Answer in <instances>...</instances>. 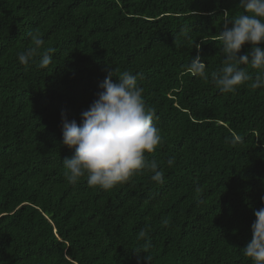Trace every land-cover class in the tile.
<instances>
[{
    "label": "trees",
    "instance_id": "trees-1",
    "mask_svg": "<svg viewBox=\"0 0 264 264\" xmlns=\"http://www.w3.org/2000/svg\"><path fill=\"white\" fill-rule=\"evenodd\" d=\"M225 11L244 13L239 0H0V264H253L242 248L264 207V88L212 81ZM35 31L41 54L53 49L46 68L18 60ZM197 55L208 80L188 72ZM110 71L136 75L155 110L162 142L146 156L163 183L64 175L61 113L79 123Z\"/></svg>",
    "mask_w": 264,
    "mask_h": 264
},
{
    "label": "clouds",
    "instance_id": "clouds-1",
    "mask_svg": "<svg viewBox=\"0 0 264 264\" xmlns=\"http://www.w3.org/2000/svg\"><path fill=\"white\" fill-rule=\"evenodd\" d=\"M239 7L244 13L234 18L229 17L228 11L224 12L223 29L219 33L223 67L211 73L212 81L222 93L234 92L246 84L251 88H264V47L260 46L264 43V0H239ZM182 32L190 40L187 28ZM28 35L33 46L18 54L19 62L28 66L39 56L37 66L46 68L52 62L50 53L53 49H44L41 54L44 41L39 32ZM246 44H251V48L241 55ZM244 66L256 70L254 78ZM188 72L209 79L205 62L199 55L193 57ZM113 76L110 71L99 85L103 90L96 94L98 98L89 108L82 111L79 123L75 119L69 120L66 111L61 113L62 144L74 149L73 155L63 160L64 175L72 184L86 176L90 187L103 190L127 182L144 170L152 173V181L163 183V171L155 160L149 161L146 156L162 142L160 129L154 123V118H158L155 110L146 105L144 89L138 85L136 75L124 71L116 82ZM239 140L236 136L232 143ZM167 164L172 167L174 158H169ZM254 215L253 236L242 252L253 264H264V207L256 210ZM162 222L168 224L166 219ZM145 237L146 231L141 229L138 238ZM146 259L151 264L148 256Z\"/></svg>",
    "mask_w": 264,
    "mask_h": 264
},
{
    "label": "bare ground",
    "instance_id": "bare-ground-1",
    "mask_svg": "<svg viewBox=\"0 0 264 264\" xmlns=\"http://www.w3.org/2000/svg\"><path fill=\"white\" fill-rule=\"evenodd\" d=\"M139 27V26H138ZM135 45V44H134ZM103 80V79H102Z\"/></svg>",
    "mask_w": 264,
    "mask_h": 264
}]
</instances>
